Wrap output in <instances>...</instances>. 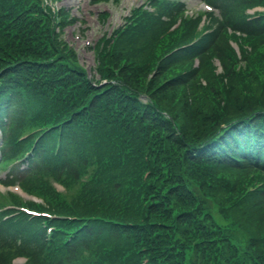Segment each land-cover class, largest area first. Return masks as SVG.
<instances>
[{
	"label": "trees",
	"instance_id": "trees-1",
	"mask_svg": "<svg viewBox=\"0 0 264 264\" xmlns=\"http://www.w3.org/2000/svg\"><path fill=\"white\" fill-rule=\"evenodd\" d=\"M207 1L244 34L234 36L241 59L226 27L175 52L190 29L159 37L172 11L162 3L94 47L89 78L57 30L66 13L0 0L4 160L31 142L19 141L24 131L42 128L19 178L78 217L48 236L39 219L0 216V264L14 252L33 264H142L143 254L148 264H264V17L243 14L264 0ZM43 175L80 183L73 208Z\"/></svg>",
	"mask_w": 264,
	"mask_h": 264
},
{
	"label": "rangeland",
	"instance_id": "rangeland-1",
	"mask_svg": "<svg viewBox=\"0 0 264 264\" xmlns=\"http://www.w3.org/2000/svg\"><path fill=\"white\" fill-rule=\"evenodd\" d=\"M141 0L98 1V0H63L53 1L56 8L63 7L66 17L62 22L63 39L69 42L77 52L80 64L85 67L90 75L94 71V55L92 47L98 43L101 36L111 33L113 28L122 22L133 5ZM187 13L196 17L204 11V5L199 0H186ZM102 14H107L106 17ZM221 71L220 73H222ZM5 171L0 174L4 178ZM7 202H9V199ZM5 199V200H6ZM4 199L0 197V203ZM52 256L50 263L59 260Z\"/></svg>",
	"mask_w": 264,
	"mask_h": 264
}]
</instances>
